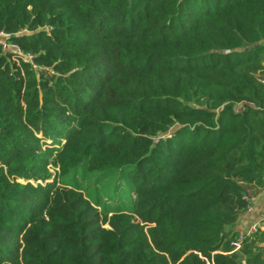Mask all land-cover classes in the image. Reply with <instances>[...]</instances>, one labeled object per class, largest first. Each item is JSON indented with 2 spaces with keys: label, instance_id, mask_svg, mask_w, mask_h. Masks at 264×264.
<instances>
[{
  "label": "trees",
  "instance_id": "16d2710c",
  "mask_svg": "<svg viewBox=\"0 0 264 264\" xmlns=\"http://www.w3.org/2000/svg\"><path fill=\"white\" fill-rule=\"evenodd\" d=\"M0 31L37 65L0 45V264H264V229L232 244L264 0H0Z\"/></svg>",
  "mask_w": 264,
  "mask_h": 264
},
{
  "label": "crops",
  "instance_id": "0c3cea01",
  "mask_svg": "<svg viewBox=\"0 0 264 264\" xmlns=\"http://www.w3.org/2000/svg\"><path fill=\"white\" fill-rule=\"evenodd\" d=\"M251 208L242 214L232 227L236 233L246 232L252 224L257 222L261 224V229H264V189L252 197Z\"/></svg>",
  "mask_w": 264,
  "mask_h": 264
},
{
  "label": "built area",
  "instance_id": "2783aa9c",
  "mask_svg": "<svg viewBox=\"0 0 264 264\" xmlns=\"http://www.w3.org/2000/svg\"><path fill=\"white\" fill-rule=\"evenodd\" d=\"M9 36L10 35L8 33L4 31H0V45H2L3 50L12 49L16 51L18 54L22 55L25 60L30 61L33 64V66L36 68L37 65L34 63V56L30 53H26V54L23 53L19 45L14 44L7 40ZM260 81L264 83V77H260ZM251 209L252 208L250 206L248 210H251ZM261 227H262L261 224H259L258 222L252 224L246 232L239 233L238 240L233 242L232 244L235 246L236 249L240 248L241 242L243 241V239H245L246 236L248 235L258 232L261 229Z\"/></svg>",
  "mask_w": 264,
  "mask_h": 264
},
{
  "label": "rangeland",
  "instance_id": "374dc122",
  "mask_svg": "<svg viewBox=\"0 0 264 264\" xmlns=\"http://www.w3.org/2000/svg\"><path fill=\"white\" fill-rule=\"evenodd\" d=\"M94 183H95V181H94ZM88 184H89V183H87L86 186H88ZM93 186H94V184H93ZM93 186H92V187H93ZM95 186H96V185H95ZM95 186H94V187H95ZM124 187H125V189H127V185L124 186ZM98 188L100 189V191H101L104 195H106L104 192H105V191H108V189H109V185H108V189L105 190V191H104V189L102 188V184H99V185H98ZM101 189H102V190H101ZM112 189H113V188H112ZM132 193H133V191H132ZM132 193L130 192V195H132ZM127 196H128V195H127ZM127 196H126V198H127ZM129 199H131V198L128 197V201H127L126 205L130 207V206H131V201H129ZM105 201H109V202H111L112 204H115V202H116L115 198H112V196H111L110 194L106 195V197H105Z\"/></svg>",
  "mask_w": 264,
  "mask_h": 264
}]
</instances>
